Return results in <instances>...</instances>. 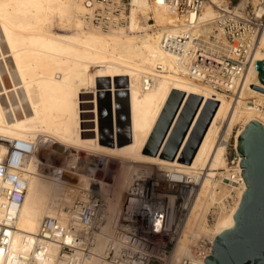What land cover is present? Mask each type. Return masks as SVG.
I'll return each mask as SVG.
<instances>
[{
    "label": "bare ground",
    "instance_id": "6f19581e",
    "mask_svg": "<svg viewBox=\"0 0 264 264\" xmlns=\"http://www.w3.org/2000/svg\"><path fill=\"white\" fill-rule=\"evenodd\" d=\"M224 1L210 0L189 16L167 6L159 8L146 0H134L126 27L104 31L84 26L80 16L82 0H0V156L6 152L9 140H31L37 149L25 165L27 184L21 203L17 208L0 210V219L14 216L8 247L0 249V264H15L20 256L28 254L31 234L36 233L41 219L63 215V205L83 197L78 188L90 184L101 195L102 183L94 178L100 160H116L112 187L103 194L109 219L116 213L132 174L144 167L141 164L194 175L203 169L171 264H179L183 257L191 255L190 245L198 236L215 238L221 230L234 225V208L221 213L210 226L205 220L214 201L213 177L226 163L225 150L215 139L223 122L228 132L232 125L241 123L243 128L238 129L237 139L248 121L261 119L264 108H248L247 100L255 97V102L264 106L263 92L249 85L232 103L229 97L217 94L218 105L189 164L143 152L171 90L182 91L185 98L191 94L204 96L202 105L210 95L208 89L175 69L173 58L160 46L162 31L167 29L174 34L187 30L190 37L197 33L206 35L218 14L213 4L220 6ZM246 1L239 0L234 8L244 6ZM149 14L159 25L152 31H148L146 22ZM55 23L66 32H56ZM140 29L144 31L141 34ZM262 59L264 32L254 56V60ZM156 63L167 71L156 73ZM257 73L253 67L246 75V83L261 86ZM3 75L11 88L6 86ZM146 77L154 81L147 88ZM106 91L111 96L110 112L101 102ZM9 93L14 94L12 98ZM109 117L113 125L110 146L106 144L109 131L100 126ZM127 133L131 141L118 145L117 135ZM55 156L66 166L49 174L43 169L53 166L51 159ZM38 162L44 163L42 172L35 167ZM73 165L79 167V172L70 170ZM245 188L243 183L239 195ZM50 252L54 254L56 247L52 246ZM89 264L99 263L93 260Z\"/></svg>",
    "mask_w": 264,
    "mask_h": 264
},
{
    "label": "built area",
    "instance_id": "2783aa9c",
    "mask_svg": "<svg viewBox=\"0 0 264 264\" xmlns=\"http://www.w3.org/2000/svg\"><path fill=\"white\" fill-rule=\"evenodd\" d=\"M146 1L151 6H167L189 16L195 15L210 2ZM238 3L239 0L234 3L228 0L227 3L221 2L220 6L213 4L218 14L206 35L197 33L190 37L187 30L172 34L166 29L159 38L161 48L173 58L175 69L191 82L208 89V99L211 100L217 101V94H224L232 103L237 101L247 86L257 85L247 84L246 75L255 67L254 56L260 46V35L264 32V0H257L251 6L245 3L242 7L234 8ZM82 6L80 16L84 26L107 31L126 27L134 0H82ZM146 22L148 31L159 26L151 14ZM142 31L140 29L138 33ZM154 71L165 73L167 69L161 63H156ZM153 83L152 77L144 79L145 88ZM247 103L248 108H264L255 102V97L248 98ZM262 120L264 114L257 120L264 125ZM239 128L243 126L237 122L228 132L223 122L216 135L215 143L224 148L226 163L221 172L213 177L214 201L205 218L208 226L221 213L233 208L236 210L244 191L242 189L239 195L244 183L236 149ZM6 144V152L0 156V210L17 208L21 203L27 184L25 165L37 152L31 140H9ZM42 164L38 162L35 165L38 172H42ZM142 166L132 174L112 218H108L107 199L97 194L90 184L80 187L78 189H81L83 197L75 198L70 205H63V215L55 214L41 219L38 230L31 234L28 254L20 256L15 264H89L93 260L99 264H171L173 249L195 201L203 169L194 175L168 171L158 165ZM60 167L46 165L43 170L51 174ZM70 170L79 172V167L73 165ZM99 172L102 171L98 169L94 178L100 180L104 188L108 184L99 177ZM100 174L103 176V172ZM13 220L14 216L0 219V249L8 247L9 232L13 227L10 222ZM213 240L209 235L198 236L192 243L191 255L183 257L179 264H202L203 258L211 254ZM52 246L56 247L54 254L50 252Z\"/></svg>",
    "mask_w": 264,
    "mask_h": 264
},
{
    "label": "water",
    "instance_id": "95a60500",
    "mask_svg": "<svg viewBox=\"0 0 264 264\" xmlns=\"http://www.w3.org/2000/svg\"><path fill=\"white\" fill-rule=\"evenodd\" d=\"M255 69L258 71L257 76L261 85L264 86V59L255 60ZM250 87L264 93L262 86L250 84ZM106 94L101 102L110 112L111 96L108 91ZM184 98L185 94L182 91L171 90L155 127L143 147L145 154L168 160L177 159L185 164L191 162L218 102L208 99L202 105L191 132L178 154L202 102L200 96L193 94L187 96L185 100ZM125 102L128 106L127 97ZM126 118L128 119V115ZM100 126L101 129L105 128L109 131L107 136L109 142L106 144L112 145L113 137L110 132L113 125L110 117ZM244 127L237 137L236 149L240 156V174L246 188L232 215L234 225L221 230L215 236L211 254L203 258L202 264H264V125L251 119ZM130 141V133L117 135L118 145Z\"/></svg>",
    "mask_w": 264,
    "mask_h": 264
},
{
    "label": "rangeland",
    "instance_id": "374dc122",
    "mask_svg": "<svg viewBox=\"0 0 264 264\" xmlns=\"http://www.w3.org/2000/svg\"><path fill=\"white\" fill-rule=\"evenodd\" d=\"M235 1H237V0H232V3H234ZM256 1L257 0H247L246 2L248 3V6H251V5H254L255 3H256ZM225 3H227L228 2V0H226V1H224ZM57 26V27H56ZM54 30L56 31V32H59V33H65L66 31L65 30H62V29H60V28H58V23H55V25H54ZM144 32V31H143ZM143 32H141V33H143ZM140 33V34H141ZM3 77H4V81H5V84H6V86L8 87V88H11V83L9 82V80H8V78H7V76L6 75H3ZM9 95H10V97L12 98V96L14 95L13 93H9ZM87 96H89L90 97V95H88L87 94ZM92 118V117H91ZM54 158V159H53ZM52 165H56V166H66V165H64L61 161H60V159L58 158V156H55V157H52ZM105 161V160H104ZM103 160H100V163H99V165H100V167L98 166V169L100 170V171H102L103 172V176H101V174L100 173H102V172H99V177H101L102 179H103V181L106 183V184H108V186H106V187H102L101 189H100V194L104 197V195H105V190L106 189H108L109 190V188H111L112 187V182H113V179H114V176H115V174H116V160H113V158L111 159V160H109V162H107V161H105L104 162ZM63 164V165H62ZM143 164H146V163H143ZM143 164H141V165H143ZM114 165V166H113ZM164 168H165V166H163ZM210 172H214V170H212V171H210ZM45 174V173H44ZM45 175H47V174H45ZM51 177V176H50ZM52 178V177H51ZM103 186V185H102ZM104 194V195H103ZM109 194V196L111 197L112 195H110V193H108ZM105 198V197H104ZM190 246H192V243H191V245Z\"/></svg>",
    "mask_w": 264,
    "mask_h": 264
},
{
    "label": "crops",
    "instance_id": "0c3cea01",
    "mask_svg": "<svg viewBox=\"0 0 264 264\" xmlns=\"http://www.w3.org/2000/svg\"><path fill=\"white\" fill-rule=\"evenodd\" d=\"M172 126H173V124H172ZM172 126H171V127H172ZM151 132H152V131H151ZM150 134H151V133H150ZM149 136H150V135H149ZM149 136L147 137V139L149 138ZM167 136H168V135H167Z\"/></svg>",
    "mask_w": 264,
    "mask_h": 264
}]
</instances>
